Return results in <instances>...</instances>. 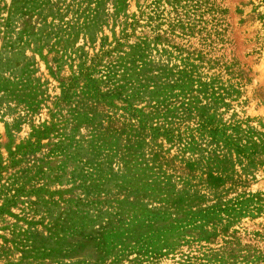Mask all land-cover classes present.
<instances>
[{
  "label": "rangeland",
  "instance_id": "1",
  "mask_svg": "<svg viewBox=\"0 0 264 264\" xmlns=\"http://www.w3.org/2000/svg\"><path fill=\"white\" fill-rule=\"evenodd\" d=\"M0 264H264V0H0Z\"/></svg>",
  "mask_w": 264,
  "mask_h": 264
}]
</instances>
